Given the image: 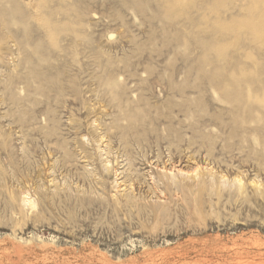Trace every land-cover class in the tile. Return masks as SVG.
Listing matches in <instances>:
<instances>
[{
	"label": "rangeland",
	"instance_id": "374dc122",
	"mask_svg": "<svg viewBox=\"0 0 264 264\" xmlns=\"http://www.w3.org/2000/svg\"><path fill=\"white\" fill-rule=\"evenodd\" d=\"M198 263L264 264V0H0V264Z\"/></svg>",
	"mask_w": 264,
	"mask_h": 264
},
{
	"label": "bare ground",
	"instance_id": "6f19581e",
	"mask_svg": "<svg viewBox=\"0 0 264 264\" xmlns=\"http://www.w3.org/2000/svg\"><path fill=\"white\" fill-rule=\"evenodd\" d=\"M4 5V4H3ZM4 16V15H3ZM3 16H1V17H3ZM42 16V15H41ZM2 21H3V19H2ZM45 23H44V19H43V24L41 25V26H43V27H45ZM43 29H45V33H46V35L48 36V34H49V31L50 30H48L47 28H43ZM13 31V30H12ZM8 32H11V30H8ZM42 60V59H41ZM25 63V62H24ZM19 65V64H18ZM41 65V64H40ZM15 67H17L16 65H15ZM15 67H14V69L11 71L12 73H11V76L9 77V78H13V77H15V74L17 75V71L15 70ZM41 67V66H40ZM44 68V67H43ZM31 71H29V73H30ZM32 76V75H31ZM37 77V75H34V77ZM39 76V75H38ZM40 78V77H39ZM15 80H17V78H14ZM34 79H36V78H34ZM32 80V79H31ZM34 81V80H33ZM6 86V85H5ZM53 127V126H52ZM46 128V127H45ZM107 132V131H106ZM106 132H105V134H106ZM104 137V136H103ZM109 143V142H108ZM172 167V166H171ZM166 170V169H165ZM167 170H168V168H167ZM162 171H163V169H162ZM178 171V170H177ZM179 171H181V170H179ZM28 198V197H27ZM32 200V199H31ZM28 201V203H29V200H27ZM27 201H23V202H27ZM32 202H34V201H32ZM27 203V204H28ZM29 205H30V203H29ZM32 205H34V204H32ZM32 205H31V207H32ZM204 262V261H203ZM250 262V261H249ZM197 263V262H196ZM200 263V262H199ZM198 263V264H199ZM233 263V262H232ZM237 263V262H236Z\"/></svg>",
	"mask_w": 264,
	"mask_h": 264
}]
</instances>
